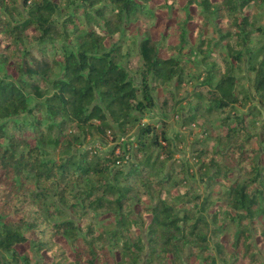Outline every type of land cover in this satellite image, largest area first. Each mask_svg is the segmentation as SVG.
<instances>
[{
  "label": "trees",
  "instance_id": "1",
  "mask_svg": "<svg viewBox=\"0 0 264 264\" xmlns=\"http://www.w3.org/2000/svg\"><path fill=\"white\" fill-rule=\"evenodd\" d=\"M146 1L0 0V264H29L19 248L24 243L51 264H218L205 255L204 204L199 212L181 207L189 200L194 165L201 177L213 167L209 188L219 176L238 174L211 206L222 201L220 217L238 222L230 264H258L252 239L258 234L264 243L256 223L264 218V159L250 141L264 143V124L254 133L234 105L250 102L236 76L243 62L253 94L264 103V27L250 11L264 0H186L172 42L140 39L139 87L120 42L105 40L137 20ZM80 7L84 13L77 14ZM80 15L107 33L78 29ZM188 64L205 68L180 116L174 91L156 100L153 92L183 81ZM156 103L164 114L160 125L141 123ZM167 114L179 116L181 126L203 128L187 159L175 158ZM212 114L223 115V132L204 129ZM26 130L31 139L21 137ZM107 132L117 140L113 147L82 148L90 135ZM129 134L133 141L118 140ZM48 148L58 150L56 158ZM99 214L113 218L115 228L98 233L91 221L84 223Z\"/></svg>",
  "mask_w": 264,
  "mask_h": 264
},
{
  "label": "rangeland",
  "instance_id": "2",
  "mask_svg": "<svg viewBox=\"0 0 264 264\" xmlns=\"http://www.w3.org/2000/svg\"><path fill=\"white\" fill-rule=\"evenodd\" d=\"M64 1V0H62ZM148 1V0H147ZM144 3V6L142 8V13L139 15L137 20H132L128 22L127 25L124 26V29L121 33H116L114 35H111L105 40V44L109 45L112 41H119L122 45V51L123 53H127L123 57L124 65H126L129 77L132 79L133 83L135 85H138L139 87L142 85V81L139 75L138 65L140 64L137 60V54L139 52L138 43L140 42V39L144 38L145 36H150L152 38H158L161 40V42L166 43L167 38L169 42H172L174 38V35L176 34L177 28H175V25L179 22L184 20L185 12L182 10V7H184L186 0H149L148 2ZM168 3V4H167ZM61 6V4H60ZM62 7V6H61ZM74 7V3H71L68 8H66V11H70L71 8ZM90 10L89 8H87ZM85 9H82L81 7L78 9L77 14L84 13ZM189 11L192 13L197 12V8L193 5L189 6ZM250 11L254 15V19L258 24L264 27V5L261 6H252L250 7ZM63 17V16H62ZM61 17V18H62ZM1 18V15H0ZM2 25V24H1ZM0 25V27H1ZM76 25L78 29L86 27L95 29L96 31L100 32L101 34L107 33L106 28H104L101 24V26H96L94 23H92V20H88L85 16L80 15L79 18L76 20ZM32 29L28 30L31 31ZM30 33V32H29ZM192 40V39H191ZM253 41H255V38H253ZM2 40L0 39V51L2 49L1 45ZM160 42V43H161ZM190 43H195V41H190ZM32 46V43L26 42V46ZM15 45L11 47V52L13 55L12 60H19L21 58V52L17 48L15 49ZM187 48H185L184 51H182L183 57L187 56L185 55ZM13 50L15 53H13ZM159 53L161 56L168 55V52L166 50V47L163 45L159 49ZM174 54V53H173ZM190 58V56H188ZM197 59L200 60V56L197 57ZM240 68L242 67V72L236 73L237 77H240V80L238 82V85H241L243 87H246L248 94L250 96V102L246 104L245 106H238L234 105L238 113L242 115L245 120V122H252L253 126L251 127L252 131L254 133H259L262 125L264 124V103H260L258 98L253 94V89L250 84V77L251 74L246 72V65L243 62V64H240ZM205 66L200 64L199 66L195 64H188L187 70L185 73L188 72V74H184L183 81L178 82L176 79H174L172 82L168 83L166 87L159 88L156 92H153V97L156 98L158 95H162L165 92L174 91L177 99H181V105L183 106L181 111L179 112L180 116H185L187 113V104L185 102V98H187L192 91V87L197 85L200 81L199 77L198 79H195V76L200 73V76L204 70ZM190 69V70H189ZM1 75V71H0ZM189 75V76H188ZM189 77V81H187ZM178 82V83H177ZM214 82V81H213ZM252 107H256V112L250 111ZM228 110V108L226 109ZM225 110V111H226ZM225 113V112H224ZM162 115H164L161 112L160 105L158 103L155 104L153 108L150 110H147L144 113V116L141 117V123H151L156 125L157 127L160 125V120ZM25 115H22L23 117ZM223 115H208L206 118H204V125L206 126L204 129H206L208 134L214 135L216 133L223 132V127L220 124V118H222ZM20 117V118H21ZM166 121L168 123L167 127V136L169 137L172 148L176 153L175 158L178 159H187L190 157L192 153V143L193 140L196 138L202 137V129L199 126H196L192 124L191 126L184 127L181 126V119L179 116H173L172 114H167ZM202 121V122H203ZM178 138L182 141H178ZM33 136V133L29 130H26L24 133H22L21 137H25L27 139H31ZM129 138V139H128ZM118 140L122 141H133L134 138L129 135H119ZM117 140L112 139V135L107 132L106 135H102L101 133H97L94 136L87 137L84 139L82 148L92 147L93 145H98L100 142L102 145V149H107L108 147H113ZM250 145L254 148H257L261 153H263L262 159H264V143L259 140L258 137H253L250 141ZM73 150V148H72ZM48 151L51 153V157L56 158L58 150H53L52 148H48ZM213 167H209V172L205 177H201L199 172L197 171V166L194 165L192 168V171L197 172L196 176L193 178H189V200L188 203H181L183 206L181 207H187L192 210H195L199 212V209L204 204V209H206L203 213L206 216V221L208 223L207 226H204L206 232H207V238H208V245L209 249L207 250L205 255H212L218 264H230L231 259L234 257V251L232 243L235 239V232L237 229L238 222H233L231 217H226L225 215H222V218L220 217L218 213V209L222 206V201H217L216 206L212 205L211 203L214 199L218 198L220 196V191H223L225 187L230 184V182L237 179L238 174L230 173L227 178H223L222 176H219L217 179H215L213 182L210 181L211 187H208L209 184V175ZM182 191L185 190V188H181ZM212 191V192H211ZM162 196L165 195L164 192L161 193ZM188 199V198H187ZM186 199V200H187ZM151 201V200H150ZM152 202V201H151ZM58 216H55L57 218ZM75 219V217H72ZM8 219H11L9 217ZM88 221H91L93 225V229L99 233L102 229L104 230H111L115 228V222L113 218H106L102 216V214H99L98 216L94 217H85L84 223H87ZM242 223H246V220L242 221ZM258 232L262 231L264 233V218L258 217L256 219ZM32 235V234H29ZM252 241L256 245V252L258 254L257 262L258 264H264V254L262 252V249H264V243L260 241L259 235L257 234L255 237H253ZM20 250H22V253L29 255L30 262L29 264H51V259L46 254L44 257L41 255H38L28 247L27 243H24L23 245L19 246ZM113 254L114 251H113ZM197 263V262H196Z\"/></svg>",
  "mask_w": 264,
  "mask_h": 264
}]
</instances>
